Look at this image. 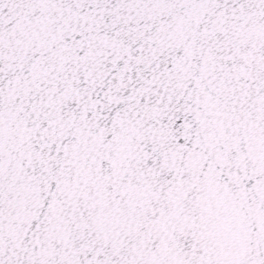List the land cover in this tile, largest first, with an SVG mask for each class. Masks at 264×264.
<instances>
[{"label":"snow or ice","instance_id":"snow-or-ice-1","mask_svg":"<svg viewBox=\"0 0 264 264\" xmlns=\"http://www.w3.org/2000/svg\"><path fill=\"white\" fill-rule=\"evenodd\" d=\"M0 264H264V0H0Z\"/></svg>","mask_w":264,"mask_h":264}]
</instances>
